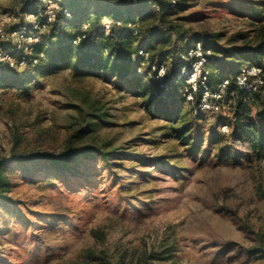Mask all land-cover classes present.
Here are the masks:
<instances>
[{
    "label": "rangeland",
    "instance_id": "1",
    "mask_svg": "<svg viewBox=\"0 0 264 264\" xmlns=\"http://www.w3.org/2000/svg\"><path fill=\"white\" fill-rule=\"evenodd\" d=\"M28 1L0 0V20ZM88 3L98 10L99 3ZM177 3L166 20L180 35L226 54L228 63L213 69L222 68L226 78L244 66L229 49L254 40L264 23V0ZM15 27L4 28L8 41L15 42ZM158 36L176 39L163 31ZM137 39L148 50L156 41L144 32ZM134 72L131 65L124 77L71 65L42 79L25 67L14 72L19 79L1 76L0 163L10 186L0 197V264H264V158L252 155L234 102L196 119L185 102L164 99L155 112L184 116L166 119L147 110L154 96L148 87L156 86L134 82ZM21 78L25 84L9 86ZM246 103L238 120H254L264 96ZM185 125L192 128V145L172 131ZM69 146L113 155L109 162L101 155L80 160L73 175L18 161L31 153L61 154ZM219 148L236 156L218 159Z\"/></svg>",
    "mask_w": 264,
    "mask_h": 264
},
{
    "label": "trees",
    "instance_id": "2",
    "mask_svg": "<svg viewBox=\"0 0 264 264\" xmlns=\"http://www.w3.org/2000/svg\"><path fill=\"white\" fill-rule=\"evenodd\" d=\"M40 1L41 0H29L26 5L22 7L23 9L17 12V15L19 14L18 17H21L20 24H23L24 11H33L34 7ZM52 1L58 2L61 6L60 10L57 12V20L50 26L48 32L43 35V43L35 45L25 70L34 72L42 79L45 76L72 65L75 71L87 69L91 72L101 71L114 76L124 77L127 75L131 65L135 70L133 75L134 82L138 81L143 84L145 80H150L152 84L149 78L148 68H146L143 74H137L138 68L146 64H155L161 58L164 59V62L171 59V62L167 64V72L164 79L170 90L166 92L157 86V84L153 83L156 87L148 88L153 91L154 96L149 99L146 107L149 112L161 113L166 119H182L181 121H183L184 116L181 112L169 114L167 110H159L158 108L155 112L154 108L157 107L162 100L169 98L170 100L177 99L181 102H185V99L180 96L183 83L181 82L178 84L176 80L184 65L180 55L192 41H201L200 38L197 37L194 40H190L181 36L178 26L166 20L175 8H179L180 3L173 5L169 0H111L112 4L109 7H104L101 6V3L106 0H84L85 3L76 7L72 2L65 5L64 3L68 2L67 0H63L64 3L60 0ZM88 2L99 3L97 7L98 10H93V6ZM150 9H155L157 14L151 15ZM256 11H258V13L261 12L259 8H257ZM124 12H128V14ZM66 14H70L72 19L67 20ZM104 17H110L115 22H121L122 26H114L111 32L105 35L100 32ZM150 20H153L152 26H147L145 28L146 30H143V28L140 27L141 24ZM158 23L159 26H157ZM85 24L89 25L86 31L82 29ZM130 24H138V34L136 36H133L132 32L129 30L128 25ZM162 31L165 32L166 35H175L176 39L172 40L170 37L169 39L165 36L159 37L158 34ZM143 32L147 38L149 37L153 40L155 37V42L148 43L149 50L146 49V44H144V42L139 43L137 41L138 37L143 36ZM84 35L86 36V40L82 41L79 46L73 45V41L76 38ZM167 43H171L172 45L165 49ZM159 44L165 46L158 49ZM207 44L208 41L203 44L204 49L214 54L207 64V69L209 71L208 86L214 89L223 80H230V93H233V96H230V98L236 105L235 114L237 126L243 123V125L238 128L242 130L243 137L249 142L252 155L258 159H262L264 158V109L257 114L254 120H245L243 116H241L239 120L237 118L239 116L238 113L247 107L246 101L248 99H255L256 102H259L264 95L261 92L248 95L246 92L241 91L236 85L238 70L232 71L231 76L224 78L221 70L222 68L213 69L211 67L212 64L220 62L226 64L228 60L223 51L209 47ZM10 45L11 43H4L2 47L3 49H9ZM141 50L149 54L148 60L138 55ZM229 51L234 57H237L239 65L241 66L258 64L264 57V23L260 24L255 30L253 41H248L242 46H233ZM155 53L157 54L155 55ZM219 55H222L221 59ZM34 61H36V63ZM41 68L43 69L42 71ZM18 71L19 70L16 69H10L4 64H0V84H4V81L1 80V76L6 73L19 79L17 74L14 73ZM41 73L46 74L40 76ZM16 81H12L9 86L25 84L26 82L24 78ZM142 84H138L137 89H143L141 94L147 96L149 90L144 89ZM189 108L193 115L192 106H189ZM206 115L207 114L193 116L196 119H201ZM243 120L244 122H242ZM225 126L228 125L225 124ZM172 131L178 140L184 142L188 141V143L192 145L193 135L191 134V127L185 125L180 128H172ZM234 136L235 133H232L231 137ZM228 137L229 135L227 138ZM214 143L218 145L221 143V140L214 139ZM93 155H101L105 162H109L113 153H106L99 148L88 146H69L68 149L61 154L54 155L47 152L31 153L29 155L19 156L18 161L21 165L25 163H37L54 170L64 172L67 170L68 173L70 172L71 175H73L79 167L80 160L89 159ZM233 155L236 156L234 153L226 151L223 148H219L216 154L218 159H224V157L228 159ZM70 162H72L73 167L69 166ZM8 172V168L0 163V197L10 186L9 177L6 175Z\"/></svg>",
    "mask_w": 264,
    "mask_h": 264
},
{
    "label": "built area",
    "instance_id": "3",
    "mask_svg": "<svg viewBox=\"0 0 264 264\" xmlns=\"http://www.w3.org/2000/svg\"><path fill=\"white\" fill-rule=\"evenodd\" d=\"M173 5L178 0H169ZM61 6L58 2L52 0H41L33 11H24L23 24L19 23L16 13H6L0 20V64L6 65L10 69L22 70L27 66L28 59L32 56L35 45L43 43V35L48 32L50 26L57 20V12ZM66 19H72L70 14H66ZM15 25V42L8 41L4 35L6 26ZM121 27V22H115L109 17H104L100 32L108 35L113 27ZM14 27V26H13ZM88 24L83 25L82 29L86 31ZM133 36L138 34V24L128 25ZM86 36H80L73 41V45L79 46ZM4 43H11L9 49H3ZM138 55L148 60L149 54L141 50ZM210 51H206L201 41H192L186 50L181 53L180 58L184 62L181 71L177 77V82L183 83L180 96L185 99V103L193 108V115L208 114L216 109H226L228 103L233 100L230 96V80H223L216 88L211 89L208 86L209 71L207 64L213 56ZM222 58V55H219ZM36 63V61H34ZM171 62L168 59L158 60L155 64H146L149 78L152 83L168 92L170 88L164 81L167 64ZM145 68V69H146ZM137 74H143L141 67ZM236 85L248 95L261 92L264 95V57L258 64H248L240 67L236 76ZM232 100V101H231ZM234 102V101H233ZM223 126L222 129H227Z\"/></svg>",
    "mask_w": 264,
    "mask_h": 264
}]
</instances>
